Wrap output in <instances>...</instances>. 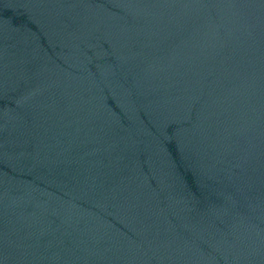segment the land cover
I'll use <instances>...</instances> for the list:
<instances>
[{
    "label": "water",
    "instance_id": "95a60500",
    "mask_svg": "<svg viewBox=\"0 0 264 264\" xmlns=\"http://www.w3.org/2000/svg\"><path fill=\"white\" fill-rule=\"evenodd\" d=\"M0 264H264V0H0Z\"/></svg>",
    "mask_w": 264,
    "mask_h": 264
}]
</instances>
